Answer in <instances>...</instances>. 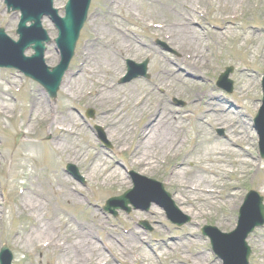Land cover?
I'll list each match as a JSON object with an SVG mask.
<instances>
[{
	"label": "rangeland",
	"instance_id": "obj_1",
	"mask_svg": "<svg viewBox=\"0 0 264 264\" xmlns=\"http://www.w3.org/2000/svg\"><path fill=\"white\" fill-rule=\"evenodd\" d=\"M68 1L54 0L55 7L60 11L61 15L64 14V7ZM183 1L127 0L122 3L118 0H112L110 8L117 11L115 17L108 18L107 0H92L88 21L80 34L74 58L64 79L68 74L75 72L80 66L84 56L83 50L86 49L85 44L96 38L93 33L97 30L96 26H106L108 24L110 29H113H109L110 32L124 38L125 44L129 46L128 54L122 58V63H120L122 74L118 77L116 83L120 86H126L132 82L140 81L141 86L139 91L143 93L142 97H147L149 103H162L167 106L171 113L170 118L175 119L174 122L186 126L190 133L185 146L180 150V155L176 157L173 153L172 155L163 157L150 175L141 176L159 181L163 184L166 191L171 194V199L174 198L177 189L175 186L169 185L167 180L170 177L171 171L176 166L182 164L184 154L190 152L194 145H197L199 139L196 138L197 126L195 125H200L201 123L207 132V139L213 138L216 141H221L232 136L231 139L233 142L235 141V145L231 148V155L229 156L231 161L243 158L254 166V169L248 170L244 168L241 171L232 168V173L227 178L219 180L220 183L216 181L212 184V187L216 190V194L222 197V199L235 194L236 208L234 210L229 209L225 206V202H222L223 200L219 201L217 207L207 211L202 216L194 217L193 213H189V222L180 227L177 224L171 223V215L160 202L153 203L148 211L132 210L130 214L119 211L116 217L106 213L103 209L106 200L133 189L134 178L132 173L139 174V169H130L128 167L127 163L130 151L120 152V144L114 140H108L111 147L107 148L98 137L99 134L96 132V127H100L99 123L102 121L101 110L88 102L89 99H95V95L90 98L91 95L84 93L80 100L74 104L77 114L85 126V130L89 132L88 135L81 134L78 140L87 152L92 155L89 162L86 161L81 165L76 162L62 163L61 166L55 165L52 161L54 152L50 147V143L54 141V134L52 135L47 130V125L39 123L38 119L31 126L34 135L30 138L35 152L31 153V155L35 156V159H32V162L25 163L23 161L24 157L30 155V142L26 141L28 138L25 137L26 134L23 131L27 129L26 123L35 115L34 112L30 111L28 96L36 95V92L47 94L50 104L58 112L64 109L66 103L62 100L60 91L55 100L51 99L47 91L37 82L26 78L15 70L0 69V97L3 93L5 100H9V104L5 105L12 107L10 118L3 121L0 118V208H2V215L0 217V250L4 245L10 247L13 252V264L57 263L60 255L59 252H53L51 254L52 258L50 256L51 259L45 260V254L42 252L39 254L38 250L34 253H27L19 251L13 245L14 237L28 230L32 224L31 219L18 213L17 189L21 191L23 187H30L31 184V186H37L40 191L46 192L48 191V184L54 183L57 179L54 173L56 170H61V173L67 176L73 184H77L79 188L88 194L87 202L82 208H75L69 202L67 203L68 205L65 204L59 208L63 211L62 214L64 213V215L59 214L56 222L61 225V231L67 229V235L77 230L76 224L86 223L88 229H96L94 237H91L87 232L86 237L89 239L93 238L97 244L98 240L107 239V242H109V240L111 241L114 238L125 243V241H130V236L124 238L123 231L133 233L135 230H138L143 234L149 248L145 247L146 249L139 252L135 248V253L140 255L143 252L147 256L150 254L155 257L156 259H154L155 262L153 261V264H171L178 260L180 261L183 254H188L191 258L207 254L211 264H224L221 255L216 253L212 248L209 238L203 235L204 226L213 225L225 233L234 231L238 225L239 211L244 204L248 192L255 190L264 198V159L262 158L259 146V138L253 128L254 119L262 106L263 99L261 82L264 71V17L260 16V7L257 4L252 10H250L251 8L241 9L237 14L236 20L230 19L228 22H225L222 20L223 18L217 19L218 17L214 10L215 3L213 5L212 2V5H210L206 0H190L191 5L199 7L192 14V20L193 24H195L194 30L205 37L203 40L207 44L206 50L208 52H206V57L208 64L198 70V73H200L199 78L203 81L192 80L189 85L183 86L175 83L174 78H172V74H175L176 77L178 76L176 65L180 66L183 58L188 57L181 42L179 43L178 39L172 35H168L169 39L155 36L151 30L146 29L140 23L142 18L151 14L148 11V6L154 5L155 2H158L156 6L164 4H177L179 6V3ZM255 4V2L250 3L251 7ZM199 10H201V13H198ZM202 12L204 13L202 14ZM163 16L166 19L169 17L167 14ZM19 20L20 14L9 13L4 0H0V28H4L6 33L14 40H18L16 31ZM196 25L199 26L197 27ZM43 27L52 39V42L47 45L45 61L48 66L56 67L61 61V52L54 42L57 38L58 30L48 19L43 21ZM114 27L117 31H115ZM119 31L123 33V36L119 34ZM219 33L223 34L227 39L221 42L218 41L216 36ZM254 34H259V36L256 37ZM233 37L238 41H241L242 38L247 41L243 47L237 50V43L233 41ZM32 55V50L27 51L26 56L30 57ZM51 56H55L56 60L54 64L49 63ZM129 60L138 64L148 60L150 78H142L126 84H120L121 79L127 74V61ZM11 61L9 57L4 59V62ZM166 66L173 67L174 73L164 75L160 70ZM227 67L234 68V73L230 76V80L233 83L231 91L218 87V78ZM20 87H22V90L20 93H17V89ZM207 90H211L216 97H222L229 104V107L231 106V110L234 113H231L230 117L235 123L236 129L240 127V133L232 135L226 127L215 126L212 123L215 114L211 111H206L204 105H199L197 101L193 100V91L205 92ZM179 102L185 103V105L179 106ZM89 109L95 111L93 118L87 117ZM199 115H202L203 122L198 123L196 121ZM146 119V114L141 115L135 120V127L138 129L145 127L147 124ZM102 129L105 132V129ZM20 132L24 135L16 143V138ZM93 132H95L94 135L96 136L94 139L91 138V133ZM105 135L107 137L106 132ZM97 155L103 160L109 161L110 164L120 162L126 165L127 168L123 172L131 182L130 185L123 187L122 190H117L115 187L110 188V191L108 190L107 194L100 200L95 195V191L101 188V185H94V181L87 178L91 159ZM67 164L75 165L82 180L73 177L67 172ZM198 165L197 160L186 163V167L189 170H192V172L194 170V177L198 176V172H196ZM259 167L263 169H259ZM96 181L99 183L103 180ZM92 208L99 209L97 211L98 217L93 215ZM154 209L161 214L159 217L155 215L157 213H154ZM49 210L51 211L52 209ZM225 214L227 220L222 219ZM99 221L102 223L100 230L98 229ZM131 221H135L136 225H132ZM143 221L149 225L150 230L140 225ZM123 226L127 227L122 229L121 227ZM118 234L121 236H118ZM108 237L111 239H108ZM196 238L198 239V244L194 246L187 244V241L190 242ZM247 242L252 251L249 264H264V258L261 259L258 256V250L264 247V226L255 230L249 236ZM164 243L167 244L165 246L167 249H164ZM182 244L184 248L181 250L174 249L175 246ZM111 247L113 253L115 252L114 257L119 261L118 264H123L122 260H129L130 257L127 255H117L120 249H118L115 243L111 244ZM99 249L101 251L99 256L101 257H95L94 261H97L98 258L100 262L107 261L108 264H115L111 258L106 256L100 246ZM163 250L165 251L163 252ZM135 262H137V259H135Z\"/></svg>",
	"mask_w": 264,
	"mask_h": 264
},
{
	"label": "bare ground",
	"instance_id": "obj_2",
	"mask_svg": "<svg viewBox=\"0 0 264 264\" xmlns=\"http://www.w3.org/2000/svg\"><path fill=\"white\" fill-rule=\"evenodd\" d=\"M118 1L124 3L127 0ZM206 1L211 5L212 2L213 5L216 4L214 10L217 19L223 18L228 22L230 19L236 20L241 9L251 8L250 3L253 0ZM262 1L264 3V0ZM107 3V17H115L117 10L110 8L112 0H107ZM156 5L158 2L148 6V11L151 14L142 18L140 23L146 29L151 30L155 36L168 38V35H172L178 39L188 56L183 58L180 66L176 65L177 77L172 74L174 68L171 66H166L160 71L164 75L171 73L175 83L183 86L189 85L192 80L203 81L199 78L198 70L208 64L206 57L208 51L206 50L207 44L203 40L205 37L194 30L192 14L197 11V7L191 5L190 0H184L179 3V6L177 4ZM164 14L169 15L168 19L163 16ZM260 15L264 17V10ZM135 22L137 21L135 20ZM96 29V32H93L96 38L85 44L86 49L83 50L84 56L80 66L63 80L60 88L61 98L66 103L63 110L56 111L50 104L47 94L36 92V95L28 96L30 111L35 115L26 123L27 129L24 130L25 137L28 138L26 141L30 142V155L24 157L23 161L28 163L35 159V156L31 155V153H35L32 141H30L34 135L31 126L39 119V123L47 125V130L52 135L54 134V141L49 145L54 152L52 161L55 165L61 166L66 162H76L81 165L86 161L89 162L92 155L78 141L81 134L88 135L89 132L85 130L74 106L84 93H88L91 95L90 98L93 95L96 97L89 99L88 102L101 110L102 121L99 125L105 129L107 139L120 144V152L130 151L128 167L130 169L138 168L140 175H150L163 157L173 153L174 156L180 155V150L189 139V130L186 126L174 122L175 119L170 118L171 113L167 106L162 103H149L147 97H142L143 93L139 91L140 81L132 82L126 86L116 83L122 74L120 63H122V58L128 54L129 46L125 44L124 38L110 32L112 28L110 29L108 24L96 26ZM114 29L117 31L115 27ZM119 34L123 36L121 31ZM254 36L258 37L259 34H254ZM216 39L221 42L227 38L219 33ZM233 41L237 43L238 50L247 40L242 38L241 41H238L233 37ZM55 60V56H51L49 63L54 64ZM217 97L211 90L192 92L193 100L197 101L199 105H204L206 111L215 114L212 120L215 126L226 127L232 135H237L240 133V127L236 129L235 123L230 117L231 113H234L231 106L229 107L222 97ZM0 99V104H2L0 105V118L3 121L11 117L12 107L5 105L9 104V100H5L3 93ZM143 114L147 116V124L138 129L135 127V120ZM196 121L203 122L202 115H199ZM195 126H197L196 138L199 139L197 145L192 151L184 154L182 164L171 171L167 180L169 185L175 186L177 189L173 200L177 203L180 211L187 215L193 213L194 217L206 214L207 211L217 207L218 202L222 200L226 207L234 210L237 203L234 200L236 195L231 194L232 196L222 199L218 194H215L212 184L227 178L231 174L232 168L241 171L244 168L254 169V166L243 158H238L236 161L229 159L231 148L235 145V141L233 142L231 139L232 136L221 141H216L213 138L207 139V132L203 125L200 123ZM94 134L95 132L91 133L92 139L96 138ZM193 160H197L199 163L196 167L197 177H194V170L192 172L186 167V163ZM126 168V165L120 162L110 164L99 155L91 159L87 178L92 179L94 185H101V188L95 191L99 200L107 194L110 188L115 187L117 190H122L123 187L131 184L123 172ZM259 169L263 168L259 167ZM54 173L57 179L54 183L48 184V191H40L37 186H31V189L26 188L19 196L18 213L31 219L32 224L28 230L14 237V247L27 253L39 250L45 254V260L51 259L53 252H59L56 264H101L102 262L98 258L97 261H94L95 257H101L99 256V244L93 238L86 237V232L94 237V229H88L87 224L79 223L76 224L77 230L67 235V229L61 231V225L56 222L57 216L63 212L59 209L61 206L68 205L69 202L75 208H82L87 202L88 194L77 184H73L67 176L61 173V170H56ZM96 180L103 181L98 183ZM98 210V208H92L93 215L96 217L99 216ZM153 211L157 213L155 214L157 217L161 215L156 209ZM1 215L2 208H0V217ZM226 218L225 214L222 219ZM98 225L99 228L102 226L101 221L98 222ZM223 225L225 224L223 223ZM130 234V241L135 243L134 248L137 252L146 249L145 247L149 248L141 232L135 230ZM131 244H128L127 248H132ZM187 244L194 246L198 244V239L187 241ZM166 245L164 243V247ZM182 248H184L183 244L175 246L174 249L181 250ZM258 256L261 259L264 258V247L258 250ZM154 259L156 258L150 254L147 256L141 252L140 255L136 254L132 262L134 264H153ZM171 264L211 263L207 254H202L197 258L183 254L180 261Z\"/></svg>",
	"mask_w": 264,
	"mask_h": 264
},
{
	"label": "water",
	"instance_id": "obj_3",
	"mask_svg": "<svg viewBox=\"0 0 264 264\" xmlns=\"http://www.w3.org/2000/svg\"><path fill=\"white\" fill-rule=\"evenodd\" d=\"M91 0H71L70 3L66 7V18L60 19L58 17V11L53 9V0H7V4L13 6L14 9H18L22 11V20L19 27L18 33L21 35L22 42L16 47L13 51V56L17 62L18 61H32L37 67L43 66V57L45 53V46L43 41H49L47 38V34L42 30L41 20L45 14L53 15L54 20L57 23V26L60 30L59 39L57 43L61 47L64 53V59L62 61V65L58 68L54 69L51 77L52 80L49 81L47 79L42 78L35 73L30 72L29 76L41 82L49 91L50 95L55 98L57 91L60 87L62 76L65 70L68 67L69 61L74 55L75 45L78 40L80 31L82 30L84 23L87 20L88 10ZM28 22H35L34 25L30 29H27L26 24ZM4 31H0V44L4 45L6 48H10L4 42L7 41L5 38ZM31 43L35 44L33 49L35 50V55L32 59H25L23 57L24 52L29 47ZM20 64V63H19ZM0 66L11 67L12 65L6 64L3 65L0 63ZM19 68V65H14ZM139 75H146L147 72V63L138 66ZM49 71L48 68L45 69ZM93 115V112H91ZM259 128L261 127L260 132L264 131V108L258 119ZM74 174L77 172L75 170ZM131 195V192H128L122 198L111 200L109 203L113 204L116 202H124V206L128 203L126 199ZM263 199L259 196L258 193L252 192L247 198V203L243 211L241 212V216L244 217V224H241L237 231L228 235H222L224 238L228 239L226 242V251H225V261L226 264H248V259L251 254L250 248L247 245L246 239L248 235L253 232V230L257 226H262L264 223V205ZM124 206H122L124 208ZM250 208H254L256 215L252 214ZM110 209V207H108ZM129 211V210H128ZM252 217L251 224L246 226V219ZM181 224V223H180ZM214 230V229H207ZM234 243H236L234 245ZM216 246V245H215ZM2 254L0 256L1 264H11L12 256L8 252L7 248L2 250Z\"/></svg>",
	"mask_w": 264,
	"mask_h": 264
}]
</instances>
